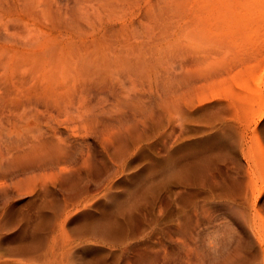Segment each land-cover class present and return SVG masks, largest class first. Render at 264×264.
Wrapping results in <instances>:
<instances>
[{
    "label": "rangeland",
    "instance_id": "rangeland-1",
    "mask_svg": "<svg viewBox=\"0 0 264 264\" xmlns=\"http://www.w3.org/2000/svg\"><path fill=\"white\" fill-rule=\"evenodd\" d=\"M0 264H264V0H0Z\"/></svg>",
    "mask_w": 264,
    "mask_h": 264
}]
</instances>
